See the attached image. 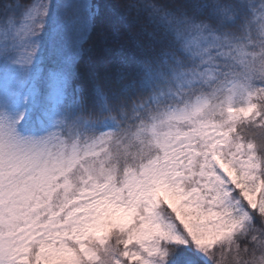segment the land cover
<instances>
[{
	"label": "snow or ice",
	"instance_id": "6c2138e0",
	"mask_svg": "<svg viewBox=\"0 0 264 264\" xmlns=\"http://www.w3.org/2000/svg\"><path fill=\"white\" fill-rule=\"evenodd\" d=\"M124 11L0 0V264H264V0Z\"/></svg>",
	"mask_w": 264,
	"mask_h": 264
},
{
	"label": "trees",
	"instance_id": "16d2710c",
	"mask_svg": "<svg viewBox=\"0 0 264 264\" xmlns=\"http://www.w3.org/2000/svg\"><path fill=\"white\" fill-rule=\"evenodd\" d=\"M92 2L99 6V12L93 21L90 37L84 47H91L94 59L114 73L121 58V49L113 42V34L116 30L127 31L135 35L141 26L153 31L155 25L148 20L147 13L142 14L133 23L134 13L128 14L124 11V7L129 0H92ZM167 2L178 3L180 0H167ZM120 17H123V19H120ZM127 46L131 47V41L127 42ZM78 67L83 71L84 60L80 62ZM81 83H84V81L77 80V84Z\"/></svg>",
	"mask_w": 264,
	"mask_h": 264
},
{
	"label": "rangeland",
	"instance_id": "374dc122",
	"mask_svg": "<svg viewBox=\"0 0 264 264\" xmlns=\"http://www.w3.org/2000/svg\"><path fill=\"white\" fill-rule=\"evenodd\" d=\"M91 2H92V0H91ZM93 3V2H92Z\"/></svg>",
	"mask_w": 264,
	"mask_h": 264
}]
</instances>
